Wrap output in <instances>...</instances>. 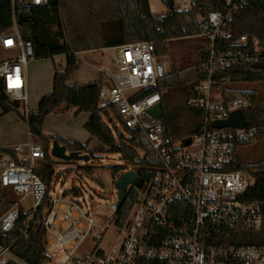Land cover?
Returning <instances> with one entry per match:
<instances>
[{
	"label": "built area",
	"instance_id": "2783aa9c",
	"mask_svg": "<svg viewBox=\"0 0 264 264\" xmlns=\"http://www.w3.org/2000/svg\"><path fill=\"white\" fill-rule=\"evenodd\" d=\"M21 1L31 6L47 3ZM243 3L232 1L225 15L194 14L200 30L195 37L209 42V58L201 64L206 78L195 86L194 95L187 101L203 115L200 132L189 137L188 146L181 140L173 142L162 117L150 114L157 105L161 107L167 94L160 86L169 72L165 56L157 53L153 42L107 48L116 72L99 66L102 83L96 110L103 113L108 127L115 116L123 130L140 131L159 161L140 188L127 187V195L132 187L137 192L123 223L117 219V194L101 214L99 204L92 203L91 196L86 198L79 187L62 189L65 180L61 172L58 176L52 171L48 184L35 174L40 163H47L39 137L30 133L26 143L0 148L1 193L29 196L32 203L24 214L17 204L1 200L4 206H12L0 214V264H30L17 252L33 244L32 238L39 232L43 233V255L36 257L34 264H264V247L236 244L240 231L257 230L263 222L260 202L245 197L254 185L252 173L239 169L236 158V144L253 140L257 130L246 126L245 115L241 129L212 127L213 122L228 119L232 112L244 114L253 104L251 97L241 92L227 99L211 78L216 67L256 60V38L251 39V53L246 50V36L229 45H218V37L228 35L222 29ZM175 6L177 11H188L193 0H182ZM13 23L0 35V49L17 52V57L0 62V98L26 106L22 71L34 55L31 43L20 38ZM66 140L81 144L70 136ZM51 149L49 143V164L54 158ZM131 168L123 173L137 172L135 166ZM109 228L114 229L115 237L104 249L99 244Z\"/></svg>",
	"mask_w": 264,
	"mask_h": 264
},
{
	"label": "trees",
	"instance_id": "16d2710c",
	"mask_svg": "<svg viewBox=\"0 0 264 264\" xmlns=\"http://www.w3.org/2000/svg\"><path fill=\"white\" fill-rule=\"evenodd\" d=\"M232 1L235 0H193L191 10L177 11L173 0H162L166 12L153 16L148 0H47L46 4L39 6L27 5L21 0H0V35L9 31L14 21L20 38L31 43L34 60L59 55L65 57L64 66L54 71L51 92L41 97L36 112H29L24 117L19 115L28 131L39 137L46 150L47 163H40L34 170L35 174L47 184L51 179L53 170L47 156L51 141L65 145L69 152L86 153L88 143H69L59 135L43 134L46 116L76 109L78 113L89 114L84 129L90 137L109 152L120 154L125 162L135 166L140 178L147 180L159 165L158 158L140 131L124 128L123 136L119 131L112 132L103 122V113L96 110L102 77L83 85L69 84L80 65L77 54L136 42H153L157 53L167 56L169 41L195 37L200 33L193 20L194 14L205 17L210 12H218L225 15ZM222 30L228 35L224 39L218 37V45L221 42L229 45L241 36H246V50L249 53L253 48L252 38H256L259 48L255 61L236 63L224 68L216 67L211 76L215 88L222 91L227 99L237 92L248 94L252 99V106L244 111L245 123L247 127H255L257 135L253 140L238 142V148L251 145L262 138L264 110L255 107L254 91H235L230 87L225 88V85L264 83V0H244ZM201 41L203 46L200 48L198 62L188 68H172L160 83V86L167 89L161 102L162 120L173 142L183 141L200 132L203 115L190 108L187 101L194 95L195 86L206 78L201 64L206 63L209 58V42L204 38ZM14 111L15 108L0 98L1 115ZM138 151L142 152L141 157ZM238 165L239 169L250 170L252 173L254 185L245 197L249 201L260 202L263 222L257 230L240 231L236 244L264 247V160L256 164ZM82 169L87 175L94 171L91 166ZM111 172L115 176L120 169L112 168ZM136 192L137 189L130 188L117 212L118 222L125 221ZM11 206L9 203L5 204L6 209ZM42 238L43 233H37L32 238L33 244L26 245L25 249L17 253L28 263L34 264V259L43 255Z\"/></svg>",
	"mask_w": 264,
	"mask_h": 264
},
{
	"label": "rangeland",
	"instance_id": "374dc122",
	"mask_svg": "<svg viewBox=\"0 0 264 264\" xmlns=\"http://www.w3.org/2000/svg\"><path fill=\"white\" fill-rule=\"evenodd\" d=\"M181 1L182 0H175V4H181ZM186 1L187 0H185V2ZM148 3L150 12L153 16H159L166 12L162 0H148ZM168 44L169 54L165 56V59L169 64L168 71L172 68H188L196 64L199 59L200 48L203 46V42L197 37L174 39L169 41ZM15 57H17V52L0 49V62ZM78 58L80 60V65L77 69L78 72L71 77L69 83H76L74 82V76L77 75L79 76L77 78L79 80L77 81L84 80V77H87L89 72L93 71V66L102 65L111 73L116 72V67L111 63V52L107 48L80 54ZM54 62L56 66L64 65L65 57L56 56ZM50 63V60H32L28 62V103L26 106L21 103L16 111L12 112L14 116H2L0 113V143L14 141L16 136L26 137L27 133L25 128L17 125L16 122L18 121L22 124L23 120L20 119L19 115L22 117L26 116V107L29 110L36 109L39 99L50 93L48 92L51 89ZM226 86L235 91H254L256 96L255 107L264 110V83L226 84ZM129 95L130 94H127V96ZM198 113L201 114L202 112L199 111ZM88 117L89 115L85 112H80L75 115V113L69 114L68 111H66L52 114L47 118L44 125V131H48L53 135H69L74 139H78L83 145L88 143L86 153L81 154L89 156L87 162H63L62 160L53 158V163H51L50 166L54 173H59L58 176H60V172L61 175H63L65 184L62 186V189L69 190L72 187H79L86 198L91 196L92 203L99 204L98 207L100 209L98 212L105 214L104 208L106 205H110V203L114 202L116 199V189L114 186L116 178L120 174H123L124 170H131L133 165L125 162L120 154L109 152L107 148L103 147L94 138L90 137L83 128ZM109 127L113 132L119 131L125 136L123 127L117 121L115 116L113 121L109 124ZM236 152L237 162L239 164H256L263 161L264 135L260 140L251 145L238 147ZM138 154L140 157L142 156V152L138 151ZM86 166L94 168L91 175H87L82 169V167ZM112 168H119L120 172L113 176L111 172ZM2 199H5L9 203L17 204L24 214L29 212L32 204L29 196L23 197L22 195H17L8 191L4 193H1L0 191V214L5 209V206L1 202ZM114 237V229L109 228L99 245L104 249H108L112 245Z\"/></svg>",
	"mask_w": 264,
	"mask_h": 264
},
{
	"label": "water",
	"instance_id": "95a60500",
	"mask_svg": "<svg viewBox=\"0 0 264 264\" xmlns=\"http://www.w3.org/2000/svg\"><path fill=\"white\" fill-rule=\"evenodd\" d=\"M1 99L5 100V97L2 96ZM10 105L17 109L19 107V103L17 101H12ZM150 114L154 117L161 118L162 111L160 105H157L155 108L150 110ZM109 123L111 120L109 119ZM213 128H234V129H241L244 127V114L240 111L232 112L228 119L224 121H216L212 123ZM183 144L188 146L190 144L189 138L183 140ZM52 149L50 151L51 156L55 157L56 159L62 160L63 162H70V161H84L87 162L89 160L88 155H82L79 152H68L65 145H60L57 141L51 142ZM83 145V144H82ZM143 183V180L138 177L137 172L135 171H128L123 174H120L115 182L114 186L116 189L117 194V209L122 206V203L125 201L127 197L126 189L127 187L134 186L136 188H140Z\"/></svg>",
	"mask_w": 264,
	"mask_h": 264
},
{
	"label": "crops",
	"instance_id": "0c3cea01",
	"mask_svg": "<svg viewBox=\"0 0 264 264\" xmlns=\"http://www.w3.org/2000/svg\"><path fill=\"white\" fill-rule=\"evenodd\" d=\"M90 52H93V51H87V52H81V53H78L77 54V56H79L80 54H83V53H90ZM59 56H62V55H59ZM56 56H54V57H52V58H50V59H43V60H50L51 61V63L49 64V68H50V74H51V89L48 91V92H51V90H52V76H53V74H54V71H55V69L56 68H62L64 65H59V66H56L55 65V62H54V58H55ZM64 64H65V62H64ZM28 65V64H27ZM100 66V65H99ZM99 66H93L92 67V69H93V71H91V72H89V75L87 76V77H84V80H80V81H77V80H79V79H77L79 76L77 75V76H74V82H76V84H79V85H83V84H87V83H90V82H94V81H96V80H98L99 78H100V72H99ZM23 72V75H24V77H25V81H26V95H27V103H28V91H27V88H28V82H27V66L25 67V69L22 71ZM78 71L76 70L74 73H73V75L74 74H76ZM72 75V76H73ZM76 77V78H75ZM69 84H74L73 82L72 83H69ZM49 94V93H48ZM47 95V94H46ZM43 97V96H42ZM41 99V98H40ZM39 99V100H40ZM39 102V101H38ZM27 103H26V105H27ZM38 104V103H37ZM36 110H37V107H36V109H34V110H29L27 107H26V114L27 113H29V112H36ZM77 110L76 109H70L69 111H68V113L69 114H73V113H75ZM88 114V113H87ZM7 116H9V115H13L14 116V114L12 113V112H10V113H8V114H6ZM52 114H50V115H48L47 117H46V119L49 117V116H51ZM76 115V114H75ZM89 115V114H88ZM2 116H4V115H2ZM16 117V116H15ZM18 117V116H17ZM88 120V119H87ZM17 123V125H19V126H21L22 128H25V130H26V137L25 136H21V137H18V136H16L15 137V139H14V141H10L9 143H0V148H9V147H11L10 145H15V144H24V143H26L27 142V140H28V136H29V134H30V132L28 131V127H27V125H26V123L23 121V123L21 124L20 122H16ZM44 125H45V122H44ZM45 132V133H44ZM43 134L44 135H51L48 131H44V126H43ZM52 136V135H51ZM59 136H61L64 140H66V137H68L69 135H59ZM67 141V140H66Z\"/></svg>",
	"mask_w": 264,
	"mask_h": 264
},
{
	"label": "bare ground",
	"instance_id": "6f19581e",
	"mask_svg": "<svg viewBox=\"0 0 264 264\" xmlns=\"http://www.w3.org/2000/svg\"><path fill=\"white\" fill-rule=\"evenodd\" d=\"M1 97H2V96H1ZM5 100H6V98H5ZM8 103H9V102H8ZM10 103H11V102H10ZM10 103H9V104H10ZM161 111H162V109H161ZM52 157H53V156H52ZM54 158H55V157H54ZM58 160H59V159H58ZM137 174H138V173H137ZM141 179H142V178H141ZM142 180H143V179H142ZM135 188H136V187H135Z\"/></svg>",
	"mask_w": 264,
	"mask_h": 264
}]
</instances>
